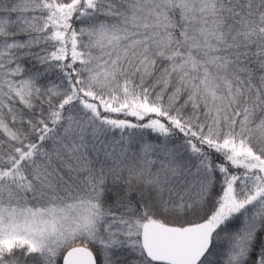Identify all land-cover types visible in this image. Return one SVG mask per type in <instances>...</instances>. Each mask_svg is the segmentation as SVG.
Returning a JSON list of instances; mask_svg holds the SVG:
<instances>
[{
	"label": "snow or ice",
	"instance_id": "1",
	"mask_svg": "<svg viewBox=\"0 0 264 264\" xmlns=\"http://www.w3.org/2000/svg\"><path fill=\"white\" fill-rule=\"evenodd\" d=\"M0 264H264V0H0Z\"/></svg>",
	"mask_w": 264,
	"mask_h": 264
}]
</instances>
